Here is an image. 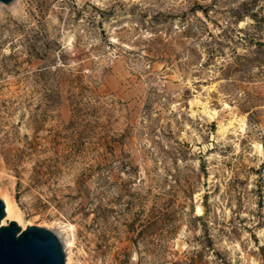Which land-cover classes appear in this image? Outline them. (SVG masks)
I'll use <instances>...</instances> for the list:
<instances>
[{
	"label": "rangeland",
	"instance_id": "obj_1",
	"mask_svg": "<svg viewBox=\"0 0 264 264\" xmlns=\"http://www.w3.org/2000/svg\"><path fill=\"white\" fill-rule=\"evenodd\" d=\"M5 200L64 264H264V0L0 4Z\"/></svg>",
	"mask_w": 264,
	"mask_h": 264
},
{
	"label": "water",
	"instance_id": "obj_2",
	"mask_svg": "<svg viewBox=\"0 0 264 264\" xmlns=\"http://www.w3.org/2000/svg\"><path fill=\"white\" fill-rule=\"evenodd\" d=\"M13 0H0L10 5ZM4 207L0 201V220ZM0 264H64V254L55 234L44 228L20 229L14 221L0 225Z\"/></svg>",
	"mask_w": 264,
	"mask_h": 264
},
{
	"label": "bare ground",
	"instance_id": "obj_3",
	"mask_svg": "<svg viewBox=\"0 0 264 264\" xmlns=\"http://www.w3.org/2000/svg\"><path fill=\"white\" fill-rule=\"evenodd\" d=\"M4 202H5V207H4V216L3 217H5V218L2 220V222H0V225H4L6 223V221H14V222L18 223L20 221V215H21L20 211L14 205L9 203L7 200H5ZM69 260H70L69 256L67 255V260H66L67 263Z\"/></svg>",
	"mask_w": 264,
	"mask_h": 264
}]
</instances>
